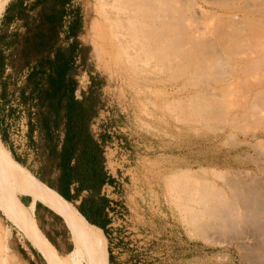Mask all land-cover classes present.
Returning a JSON list of instances; mask_svg holds the SVG:
<instances>
[{"label": "rangeland", "instance_id": "1", "mask_svg": "<svg viewBox=\"0 0 264 264\" xmlns=\"http://www.w3.org/2000/svg\"><path fill=\"white\" fill-rule=\"evenodd\" d=\"M76 3L89 18L81 39L90 44L88 69L78 76L77 94L87 89L90 70L104 78L105 105L95 129L110 131L107 166L122 179L118 194L128 219L119 217L132 227L125 230L136 235L133 248L138 255L123 260L264 264V84L251 89L234 84L241 68L234 62L238 50L224 51L216 35H197L207 23L234 13L241 20L248 10L253 23L264 29L256 20L264 21V0ZM163 24L175 30L159 32L162 40L172 39L159 48L152 26ZM243 26L239 32L253 28ZM263 60L251 66L252 72L244 70L241 78L263 71ZM7 109L0 99V118L4 115L11 134L21 140L26 112L20 108L12 115ZM26 177L51 190L0 141V264H26V256L16 252L24 236L48 264H66L72 256L59 255L36 222L14 204L13 197L29 195ZM70 231L74 247L68 254L75 255L76 236ZM98 256L99 264H109V256L108 262Z\"/></svg>", "mask_w": 264, "mask_h": 264}, {"label": "trees", "instance_id": "2", "mask_svg": "<svg viewBox=\"0 0 264 264\" xmlns=\"http://www.w3.org/2000/svg\"><path fill=\"white\" fill-rule=\"evenodd\" d=\"M88 20L76 0H9L0 19V99L8 114L26 112L33 153L26 166L107 233L114 199L106 187L116 178L107 167L110 131L95 129L104 78L90 70L87 89L77 94L78 76L88 69L90 44L81 39Z\"/></svg>", "mask_w": 264, "mask_h": 264}, {"label": "crops", "instance_id": "3", "mask_svg": "<svg viewBox=\"0 0 264 264\" xmlns=\"http://www.w3.org/2000/svg\"><path fill=\"white\" fill-rule=\"evenodd\" d=\"M22 127L23 130H22L21 140H17L11 134L6 118L5 117L0 118V141L9 149V151L12 154V157L17 162H19L30 172H32L26 166V164H31L33 161V153L28 147L27 116L22 119ZM34 166L36 167V165ZM109 172L116 178V180L114 181L113 185H108L106 187L108 195L112 199H114V202L112 203L113 208L109 210V217L111 218V222L107 224L108 232L106 233L104 229H102L101 227L90 223L88 220L87 221L90 223V225L97 227V239L95 238L94 231L92 228L93 236L97 245V249L99 250L100 248L101 256L103 257V259L105 258V261L108 262L107 257L109 256V264H133L132 261H127V260L124 261L123 259L125 256L138 255L136 254L138 250L133 248L135 246L134 242H136V239H134L136 235L132 234L131 230H127V231L125 230L128 228L132 229V227L124 226L126 222L123 223L121 222L122 219L119 217L120 204L119 205L115 204L117 200H119L120 203H122L121 202L122 197H120L119 194H117L116 191L114 190L116 185L119 187L122 179L118 177L115 174V172H113L112 170H109ZM13 201L17 209L25 217L33 219L36 222L41 234L44 236V238L48 241L50 246L59 255L67 254V256H75L73 255V252L71 254H68L73 250L74 247L72 241L73 237L66 219L60 213H58L49 205L41 201L34 200L33 197L28 194H20L18 197H13ZM69 203L72 202H68L67 204ZM71 206L77 209V207L74 204ZM1 213L3 214L2 211ZM6 221L8 222L9 225L12 226L14 230H18V231L20 230L7 217H6ZM133 224H137V223L133 222ZM23 239L24 240H21L20 238L18 239L17 249H16L17 254L19 256H30V259L32 260L33 264H43L44 263L43 259L46 261V264H48L46 258L44 257L45 255L35 246H33L31 242L26 239L25 236ZM26 264H30L27 258H26Z\"/></svg>", "mask_w": 264, "mask_h": 264}, {"label": "bare ground", "instance_id": "4", "mask_svg": "<svg viewBox=\"0 0 264 264\" xmlns=\"http://www.w3.org/2000/svg\"><path fill=\"white\" fill-rule=\"evenodd\" d=\"M8 1L9 0H0V15L2 14L3 10L5 9ZM245 1H247V0H245ZM249 2H250V0H249ZM261 2H263V1H261ZM257 4H258V2H257ZM258 11L254 10L253 13L258 12ZM249 12H251V11L248 10L246 13L242 14L243 19L241 18V20L236 19L237 14L234 12H233L234 14H231V15L229 14V16H227L225 18H223V16H222L221 19H219V20L216 17V19L218 21L217 20H216L217 22L212 21L213 23L215 22L213 25H211L210 23H209L210 25L208 23L205 25L202 24L203 27H201V29L198 30L197 35L200 36L199 38H201L202 36L208 37V35H211V36L216 35L218 37V40H216V41L220 42V45L224 51H229V53H231V54H232L233 50H234L233 54L236 53L235 50L240 51V52L237 51V56L234 55L237 57L234 60V62L237 61V63H238L237 65L240 66L241 68H239L240 70L237 72L236 77H234L233 82H234V84L235 83H238L240 85L244 84L243 86H246V87L248 86L251 89L254 86L256 87L257 85H260L262 83L264 84V70L263 71L262 70H256L255 71V69H254L255 73L253 72L254 74H251V76L253 75V77L248 78L247 80L242 79L241 74L246 69L247 70L249 69V72L250 71L252 72V67L254 68V65H256V63H260V61L262 59H264V29L261 28L262 26L261 27L256 26L255 23H253L254 21L252 20L253 19L252 15H251L252 13H249ZM260 12H262V11H259L258 14ZM260 18L261 17H259V19H258V17H257L256 20H259V22H261V24H263L264 21L261 20L262 18L261 19ZM209 21H211V20H209ZM194 22H195L194 25L197 24V26H198L199 23L198 22L196 23V21H194ZM180 23H182V21ZM190 24L192 25V23H190ZM186 25H187V23H186ZM241 25L242 26L243 25L244 26L249 25V27L251 25L253 28L251 29L248 27L250 29V31L246 30V29L245 30L242 29V30H244V32H239L238 29L242 28V27L239 28ZM169 27L170 26H167V24H166V26H165V24H163L159 27H157L156 25H153L152 26V32H154V33L157 32V36H158L160 34L159 33L160 31L162 32L163 29H164V31L167 29L169 32L170 28L173 26H171L170 28ZM173 28L172 29L174 31L175 27H173ZM183 29H185V28L183 27ZM170 31H172V30H170ZM188 31L190 32L189 29H188ZM245 31H247V32H245ZM190 34L188 36H190ZM162 37H163V35H162ZM190 38H192V37H190ZM208 38H210V37H208ZM164 39L165 38H163V40H162L160 36L156 37V46L161 48V47H164L165 44L167 46L168 45L167 43L172 42V39L169 40L170 42H167V40H164ZM205 39H206V37L203 38L204 41L203 40L202 41L207 42V39L206 40ZM183 40H185V38ZM189 41L191 42L190 45H192V41L191 40H189ZM196 41L200 42L198 40H196ZM203 42H201V43H203ZM175 43H176V41H175ZM185 44H188V43H185ZM216 44L217 43H215V46H216ZM179 45H181V44H179ZM203 45H204V43H203ZM229 53L227 55H229ZM223 56H225V55H223ZM230 61H231V59H230ZM258 68H256V69H258ZM256 72H258V73H256ZM263 104H264V102H263ZM14 173L15 172L12 173V176ZM16 175H18V174H16ZM26 190L28 191L29 195L35 197V199L37 201H41V202L49 205L54 210H56L58 213H60L66 219L69 228L75 234L78 250H77L75 256L68 258L66 264H99V256H98V252L96 249V242H95V239L93 236L92 227H91L90 223L87 221V219L76 208H74L73 206L67 204L62 199H60L53 191L49 190L48 188L41 187L40 185H38L36 182L29 179L28 177H26ZM4 249L8 250L9 247L7 245H5ZM53 264H56V263L53 262Z\"/></svg>", "mask_w": 264, "mask_h": 264}, {"label": "built area", "instance_id": "5", "mask_svg": "<svg viewBox=\"0 0 264 264\" xmlns=\"http://www.w3.org/2000/svg\"><path fill=\"white\" fill-rule=\"evenodd\" d=\"M119 209H120V214L119 215H122L124 219H128L127 215H126V210L124 209V207L122 205H119Z\"/></svg>", "mask_w": 264, "mask_h": 264}]
</instances>
